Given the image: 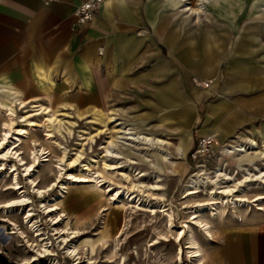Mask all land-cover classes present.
Returning <instances> with one entry per match:
<instances>
[{"label": "rangeland", "instance_id": "1", "mask_svg": "<svg viewBox=\"0 0 264 264\" xmlns=\"http://www.w3.org/2000/svg\"><path fill=\"white\" fill-rule=\"evenodd\" d=\"M196 1H191L193 6ZM250 1L246 0L247 3ZM260 7L261 11L255 16L264 18V0H260ZM206 20L215 21V15L210 14ZM249 24L257 25L252 15L245 17L241 14L233 20L225 49L234 43L238 29H244ZM183 27L185 46H188L191 24L183 23ZM251 46L250 41L245 43V47ZM262 46V49L253 54V62L264 69V39ZM225 60L223 55L218 68L220 76L212 78L208 84L207 90L212 87L213 95L200 100L196 117L189 126L191 138L181 137L176 145V134L162 136L171 144L168 151L173 156L175 165H186V173H179L180 176L167 173L170 165L164 166L158 154L141 147L134 151L132 147L121 145L110 149L123 156L118 159L119 168L105 170L104 162L109 164L115 161L102 157L105 153L103 146L112 138L113 129L111 123L104 121V114L108 109H97L93 102L86 103L79 99L70 104L65 100L66 95L44 93L34 101L48 107L35 105L34 108L31 104H20L18 108H14L13 128L24 129L26 132L20 137L22 145L18 153L25 165L32 166V171L25 173L24 167H20L14 158L0 160V255L12 264H220L217 262L220 261L218 255L228 231L264 224V204L259 205L263 208L259 211L253 203L237 210L232 205L223 207L219 204L221 211L216 218L209 216L211 212L208 208L196 224L192 220L194 210L188 207L209 198L203 192L187 200L182 199L184 186L190 180L187 178L192 171L198 170L196 166H201L200 169L206 171L203 174L209 177L214 176L222 165L226 166V172L254 188L244 195L248 200L264 194V189L259 188L262 186L259 179L250 176L249 179H244L243 173L246 175V171L237 168L243 164L245 169L249 168L254 173L251 165L256 163L259 169H264L261 157L234 163L222 153L224 146L235 144L233 140L236 137L225 141L234 136H248L262 146L264 116H260L257 109L249 108V105H261L264 88L251 89L245 83V78L230 76L228 71L225 72L230 69L225 67ZM194 79L197 80L198 77L187 80L184 87L186 90L195 87ZM222 97L227 98L236 110L223 115L220 120L205 123L204 115L209 105ZM246 119L250 122L240 123ZM5 122L4 114L0 111V138L2 124ZM203 127L209 128V131H202ZM210 129L222 130L223 141L216 137L217 146L214 144L208 147L193 159L191 154L198 147L200 135L212 137L213 131ZM14 134H11L13 141ZM212 139L215 142L213 137ZM189 142L186 158L179 157L176 154L177 147L182 145L186 153ZM32 154L37 158L36 164L31 162ZM152 160L158 166L157 169L151 166ZM133 171L139 172V175H133ZM153 174L160 176L162 191H149L143 187H139V190L132 189V183L137 184L139 180L145 184L154 183L151 178ZM15 178L18 181L17 189H14ZM115 191L120 200L115 196ZM125 191H132L143 200L148 198L151 204H164L166 209L172 211L173 226H169L164 213L154 214L148 208H136V205L127 202ZM14 200L23 205L7 207ZM54 201L58 206H55ZM216 201L220 203L219 200ZM28 213H31L30 217H27ZM76 215H79L82 224L74 227ZM200 220L209 223L207 228L210 235L199 225ZM184 222H188V227ZM38 233L42 237H36ZM101 235L104 237L102 240ZM43 245L52 254L41 258L38 253L43 250ZM70 247L76 251L71 258L64 254ZM197 250L200 251L199 257L192 258L194 254L190 251Z\"/></svg>", "mask_w": 264, "mask_h": 264}, {"label": "crops", "instance_id": "2", "mask_svg": "<svg viewBox=\"0 0 264 264\" xmlns=\"http://www.w3.org/2000/svg\"><path fill=\"white\" fill-rule=\"evenodd\" d=\"M85 1L0 0V100L12 110L20 104L48 107L34 100L59 93L70 104L81 99L108 109L104 121L116 117L135 133L162 139L176 134L177 145L190 136L200 100L213 95L207 88L220 76L223 55L230 68L225 72L245 78L251 89L264 88V69L253 62L264 39V18L255 16L263 7L260 0H198L190 7L205 6L199 17L186 15L180 0H102L94 18L79 25L74 12ZM210 14L215 21L206 20ZM241 14L252 15L257 25L239 28L225 49L232 22ZM183 23L191 24L188 46ZM247 41L251 47H245ZM190 77L208 81L207 86L186 90ZM249 108L264 116V100ZM235 110L222 97L209 105L204 122ZM210 131L223 141L222 130ZM235 137L252 139L225 141ZM184 166L177 163L166 172L180 176ZM218 256L220 264H264V224L228 231Z\"/></svg>", "mask_w": 264, "mask_h": 264}, {"label": "bare ground", "instance_id": "3", "mask_svg": "<svg viewBox=\"0 0 264 264\" xmlns=\"http://www.w3.org/2000/svg\"><path fill=\"white\" fill-rule=\"evenodd\" d=\"M180 1L182 3V8L184 9L183 11L185 12L186 15L199 17L205 13V6L204 5H199V8L196 10L193 9L197 6L198 0L195 2L194 6L191 5V1H187V2H185L184 0H180ZM205 1H208V0H205ZM212 3H211V5H212ZM190 6H192L193 8H191ZM197 83H198V85H195V86L200 87V88H204L207 85V82L201 81L200 79H197ZM0 110L4 114V118L6 121L5 123L2 124V126H3L2 131L3 132H2V136L0 138V160H5L8 158H11V159L14 158L17 160L18 165H20V167L21 166L24 167V172L28 173V172L32 171L31 170L32 166L31 165L30 166L25 165L23 163V159L20 157V155L18 153V149L22 145V141H21L20 137L25 135L26 132L24 129H14L13 128L15 116H14L13 110L11 109V104L6 105L2 100H0ZM106 121H108V123L112 124L113 136L111 139H108L105 142V145L103 146L105 153L102 155V157L105 159L110 158L111 160H115V161L113 163L110 162L111 164L110 163L107 164L104 162L103 167L105 168V170L119 168L120 164L118 163V159L120 160L123 156L120 152H117L115 150L112 151L110 149H112V147L117 148L120 145L130 147V148L132 147L134 151L135 150L137 151L139 149L138 147H141L143 150H146L149 152L151 151V152L158 154L161 161L163 162L164 166L170 165V167H171V166L175 165L174 158L171 155V153L168 151V148L170 147L171 144L167 140L162 139L160 137L153 136V135L135 133L133 129L126 127L124 125V123L121 120L120 121L117 120L116 117L114 118V117L108 116ZM29 128H32V125H29ZM13 133H15L14 134V136H15L14 141L12 140V137H11V134H13ZM0 134H1V132H0ZM214 140H215V144L217 146L218 141H216L215 138H214ZM233 141H235V144H228V145L224 146L222 148V153L225 156H227L228 158H230L234 163L242 161V160L247 159V158H252V157H261V159L264 160V142H262L263 144H262V146H260L258 144V142H256L255 140H252V139H249L248 142L246 143L245 141H240L239 138L236 137ZM219 151H221V150L219 149ZM176 154L181 158H185V152H184L182 145L177 147ZM148 161H150V160L148 159ZM31 162L34 164H36V162H37V158L34 155L32 157ZM152 162L153 163L151 164V166L153 168L157 169L158 166L154 163L153 160H152ZM251 167L254 169V173H252L251 169L248 170L249 168L245 169V165H243V164L237 166L238 169H243L244 171H246V175H248V176H246L243 173L244 179H249V176L254 177L256 179H259L260 183H262V186L259 188H260V190L264 189V169H259L256 163H253L251 165ZM226 168H227L226 166L222 165V167H219L217 169V171L214 173V176H212V177L207 176V174H203V173H206V171L203 169H200V168H197L198 170L192 171L189 174L187 180L189 178H190V180H188L187 184L184 186V193L182 195V199L187 200V199L191 198L192 196H194L198 193H203V192H205V195L209 198V200H207L205 202H199V203H196L195 206H193V207H188V208L194 210L193 216H192V220L194 221V223L198 224L199 217H201L204 214V211L208 208H210V212H211L209 216L211 218H216L220 214V211H221L219 204L223 207L224 206L227 207L228 205H232L235 208V210H237L239 208L242 209L243 207H245L246 204L250 205L253 203L254 205L256 204L259 211H262L263 208L259 207V205L264 204V194L258 195L251 200L246 199L244 197V195L247 194L248 192H250L251 190H253L254 188L248 184H245V182H240L237 179H235L233 174H230L229 172H226V170H224ZM167 169L169 170V168H167ZM15 171H16V169H15ZM195 172H198V174H195ZM133 175L138 176L139 172H137V173L134 172ZM140 175L145 176L144 174H140ZM151 178L155 181L151 185L145 184L141 180H139V183H137V184H133L131 182L132 183V185H131L132 189H138L139 187H143V188H147L149 191H154V192L162 191L163 187H162V184L160 183L161 182L160 176L153 174ZM233 185H234V187H233ZM237 185H240V187ZM17 188H18V181L15 178L14 189H17ZM19 191H20V188H19ZM37 191H39V189H37ZM114 194H115V196H118L117 191H115ZM124 195L127 199V202H130L133 205H136V208H141V209L148 208L154 214H156L157 212L164 213L166 218H167V222H168L169 226L170 227L173 226V224L171 222L172 221L171 220L172 219V211L170 212L168 209H166V206L164 204H162V203L151 204V202L148 200V198L147 199L144 198L145 200H143L139 195H135V193L132 191H125ZM124 199L122 201H125ZM118 200H120L119 196H118ZM216 200H219L220 203L219 202L217 203ZM53 203H55V201ZM18 205H23V203L14 200L10 204H8L7 207H14V206H18ZM55 206H58V205L55 203ZM211 208H213V209H211ZM49 212H51V210H49ZM30 216H31V213L30 214L28 213L27 217H30ZM74 218H75L74 227H77L80 224H82V223H80L81 219H80L79 215H76ZM188 221H190V220H188ZM203 221H205V220H203ZM203 221L199 222L200 223L199 225H201L202 228H205V232L208 235H210L211 233L207 228L209 223L208 222L204 223ZM184 223L186 224V226L188 225V222H184ZM31 228H34L33 225H31ZM63 233H64V231H63ZM71 234H74V232H72ZM181 235H182V233H181ZM40 236L41 235L39 233L36 234V237H40ZM102 239H104V237L101 235L100 240H102ZM40 241H43V240H40ZM190 244H192V243H190ZM190 247H191V245H190ZM75 252H76L75 248L70 247V248H67L65 250L64 254L67 257L71 258L75 255ZM199 252H200L199 250H197L195 252L190 251V253L192 255L194 254L192 256V258H198ZM51 254L52 253L47 249V247H45V245H43V250L38 253V256L42 258V257L50 256ZM74 259H76V258H74Z\"/></svg>", "mask_w": 264, "mask_h": 264}, {"label": "built area", "instance_id": "4", "mask_svg": "<svg viewBox=\"0 0 264 264\" xmlns=\"http://www.w3.org/2000/svg\"><path fill=\"white\" fill-rule=\"evenodd\" d=\"M44 3H49L51 0H42ZM192 1V0H184ZM102 0H87L82 3L74 12V17L79 25H84L90 22L94 16L97 14L100 4ZM194 84L198 85L197 80L194 79ZM215 142L213 141L212 137H200L198 142L197 149L191 154L193 159H196L197 156H200L204 153V150L208 149V147L214 145ZM201 166H196V168H200Z\"/></svg>", "mask_w": 264, "mask_h": 264}, {"label": "trees", "instance_id": "5", "mask_svg": "<svg viewBox=\"0 0 264 264\" xmlns=\"http://www.w3.org/2000/svg\"><path fill=\"white\" fill-rule=\"evenodd\" d=\"M0 264H12L6 258L0 255Z\"/></svg>", "mask_w": 264, "mask_h": 264}]
</instances>
